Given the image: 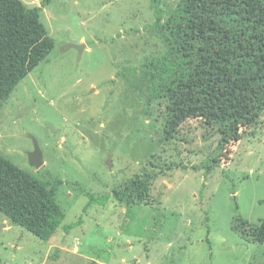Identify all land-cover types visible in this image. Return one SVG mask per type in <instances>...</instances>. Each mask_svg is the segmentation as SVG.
Instances as JSON below:
<instances>
[{"label":"rangeland","instance_id":"obj_1","mask_svg":"<svg viewBox=\"0 0 264 264\" xmlns=\"http://www.w3.org/2000/svg\"><path fill=\"white\" fill-rule=\"evenodd\" d=\"M23 1L41 7L55 47L3 104L0 155L58 188L63 219L42 240L0 212V264H264L248 234L264 217V93L242 88L261 112L221 147L203 110L231 81L206 74L166 136L167 101L151 98L146 67L166 52L153 0ZM159 1L166 19L181 0ZM144 170L160 174L149 202L117 200Z\"/></svg>","mask_w":264,"mask_h":264},{"label":"trees","instance_id":"obj_2","mask_svg":"<svg viewBox=\"0 0 264 264\" xmlns=\"http://www.w3.org/2000/svg\"><path fill=\"white\" fill-rule=\"evenodd\" d=\"M42 1L46 6L52 0ZM153 6L157 16L153 28L164 39L166 52L146 67L151 98L167 101L166 136L181 125L202 78L211 73L231 82L206 102L203 116L220 125L221 147L241 140V129L256 119L263 105L254 100L261 96L252 89L264 93V0H181L166 19L160 1L153 0ZM40 11V6L30 7L23 0H0V111L17 85L55 47ZM249 86L251 94L242 90ZM159 175L144 170L113 195L128 205L148 203ZM57 191L55 187L48 192L0 155V212L10 224L47 240L63 219L54 201ZM248 234L254 242L264 243V217Z\"/></svg>","mask_w":264,"mask_h":264},{"label":"water","instance_id":"obj_3","mask_svg":"<svg viewBox=\"0 0 264 264\" xmlns=\"http://www.w3.org/2000/svg\"><path fill=\"white\" fill-rule=\"evenodd\" d=\"M69 47H75L79 49L80 52H82L85 45L70 44ZM30 137L33 139L35 145V149L29 153L30 163L32 164V166L40 168L44 164L43 151L39 145L37 138L33 135H30Z\"/></svg>","mask_w":264,"mask_h":264}]
</instances>
